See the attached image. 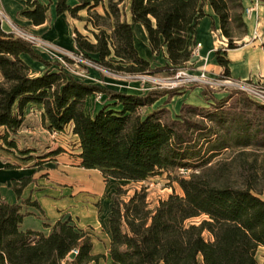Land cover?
<instances>
[{
    "label": "trees",
    "instance_id": "16d2710c",
    "mask_svg": "<svg viewBox=\"0 0 264 264\" xmlns=\"http://www.w3.org/2000/svg\"><path fill=\"white\" fill-rule=\"evenodd\" d=\"M25 1L30 9L23 16L36 26L44 24L49 6ZM77 1L72 6L69 0H57L56 12L76 17L88 11L86 20L94 39L77 32V48L84 59L106 70L133 75L152 70L135 44L133 24H140L151 53L165 50L163 70L176 74L192 58L198 25L207 16L206 4L219 19L227 50L236 48V38L246 33L242 0H109L103 14L94 11L101 0ZM127 4L132 23L126 18ZM222 52L226 53L216 51V59L229 77V61ZM22 55L45 65L46 72L32 77ZM0 72V127L6 130L0 139L8 149L17 148L11 136L22 127L27 107L41 106L50 132L73 126L80 141V167L101 171L105 181L122 183L115 190L108 221L110 264H259L257 253L264 247V163L245 165L243 181H230L227 165L214 161L229 149L243 153L254 147L264 149V118L232 113L226 105L232 97H210L208 87L203 95L212 100L210 109L184 104L180 114L172 117L167 101L144 113L176 91L129 94L79 80L57 62L47 61L28 41L6 32L1 23ZM97 94L106 96L108 104L92 114L87 101ZM248 100L264 112V104ZM156 175H167L183 195L174 193L154 208L145 187L125 198L124 185L144 183ZM29 182L25 178L14 183L19 197ZM26 216L21 203L0 202V264L100 260L91 234L72 219L56 222L45 234L23 230ZM202 216L207 218L199 224L190 222Z\"/></svg>",
    "mask_w": 264,
    "mask_h": 264
},
{
    "label": "crops",
    "instance_id": "0c3cea01",
    "mask_svg": "<svg viewBox=\"0 0 264 264\" xmlns=\"http://www.w3.org/2000/svg\"><path fill=\"white\" fill-rule=\"evenodd\" d=\"M37 1L49 6L47 21L39 26L21 16L30 9L25 0H0V6L4 7L12 20L25 26L29 32L42 35L63 49L77 48L75 39H70L69 28L62 26L64 20L68 18V13L58 15L56 12L57 0H51V3ZM242 4L246 33L236 38L238 40L236 48L229 50L224 48L227 46L225 43L227 39L221 33L218 17L209 4L205 5L207 16L201 20L196 33V41L202 44L200 55L192 57L188 62L189 65L196 64L198 72L206 70L213 77L224 72V68L216 59V51L220 48L227 53L229 76L232 79L264 78V0H242ZM247 8H253L250 16L245 14ZM126 18L132 23L129 4L126 5ZM133 30L136 47L143 45L145 53L142 57L149 61L148 56L153 54L145 28L140 24H133ZM64 35H67L65 39ZM162 54L166 58L165 50ZM22 59L30 67L32 77L41 76L47 70L45 65L27 55H22ZM93 97L95 98L92 96L88 100ZM105 99L106 96L103 95V100ZM42 115L41 106L31 104L27 107L22 127L17 135L11 136L17 145L16 149H8L0 139V202L23 205L27 213L22 225L23 230L48 234L56 222L69 218L84 231L88 227L94 230L101 228L110 248L108 221L112 201L106 203L99 211L95 207L97 205L94 202L95 193H91L97 189L96 196L101 201L104 200L105 193L100 182L106 181L101 171L80 167V141L73 133L72 125L55 135L46 128ZM5 133V128L0 127V137ZM70 141L73 144L70 145ZM21 151L30 153L21 155ZM25 178H29L30 182L19 197L14 190V183H20ZM107 201L110 202L108 199ZM260 250H264V247H260L258 252Z\"/></svg>",
    "mask_w": 264,
    "mask_h": 264
},
{
    "label": "rangeland",
    "instance_id": "374dc122",
    "mask_svg": "<svg viewBox=\"0 0 264 264\" xmlns=\"http://www.w3.org/2000/svg\"><path fill=\"white\" fill-rule=\"evenodd\" d=\"M43 3H51V0H41ZM102 2L99 3V5L96 7L94 11H97L98 13L103 14V8L108 5L109 0H101ZM69 3L72 6H75L78 4L77 0H70ZM27 5V3H26ZM28 6V5H27ZM29 7V6H28ZM0 11L3 12V14L7 17V19H3V17L0 15V22L2 24V27L9 31L8 33H16L17 30H21L24 32H28L32 35L37 36L43 41H46L53 45L54 47L65 50L70 52L74 57L75 60L70 59L67 60V65L71 69L70 72H81L83 73V78L79 77L77 74H75V77L77 79H82V81H85L87 83L97 84L101 85L106 88L115 89L121 92H126L129 94H139L144 95L151 91H176V95L173 96L168 100V97H164L160 99L154 106L151 108H148L144 110V113H150L151 111L158 109L159 107H162L166 104L167 101L169 103L166 105V108L169 109L172 117H175L180 114L181 108L184 104L193 105L197 107H203L210 109L212 105V100H208L209 96L215 97L216 99H224L229 96H231V100L226 104L229 111L232 113H243L245 115H248L249 117L259 116L260 118H264V112L258 110L252 102H249L248 95L236 91L234 89L229 88H209V96L203 95L204 87H200L197 84L190 83L189 82V76L188 75H181L179 78L178 71H185L188 74H198V67H196V64L189 65L188 63L179 69L176 74H172L169 71L163 70V68L167 65V59L164 57L162 52L158 55H151L148 56L150 64H151V71L145 73V74H137L133 75L124 71H118V70H106L101 67L96 66L93 63H90V61L83 58L80 50L78 48L72 47L70 50L63 49L59 47L56 44H53L49 41L48 38L43 37L39 34H34L29 32V30L25 26H21L18 23H16L14 20H12L6 10L3 6H0ZM22 17L23 14L21 15ZM89 16L88 11L82 10L78 13V16L73 17L68 14V18H66L63 22L64 28H69V36L70 39H75L77 32H80L83 36L88 37L89 39L93 40V35L89 31V29H92V26L90 23L86 20ZM74 21H73V20ZM2 20H4L2 22ZM242 35V34H241ZM137 39H139V35H137ZM240 36V35H239ZM67 37V35H64V39ZM238 40L235 41V44H237ZM225 43L228 46V40L225 41ZM224 47L225 49L227 48ZM137 49L139 51V54L144 57L145 49L142 44L140 46H137ZM220 49V48H219ZM36 51L39 52L42 56H44L46 59L52 60L51 55L49 52L44 48H36ZM222 56L227 55V53L222 52ZM117 66V65H115ZM126 66V65H124ZM69 69V70H70ZM213 77V76H211ZM223 77H226L224 75V72H222L221 75L215 76L213 78L222 79ZM230 77V76H229ZM261 78L257 79L260 80ZM264 80V78H262ZM257 80H250V81H257ZM201 88V89H200ZM248 101H246V100ZM108 104V100H97L96 97L91 98L87 101V110L88 112L95 114L98 112L104 105ZM263 104V103H262ZM69 144H73L71 141ZM247 153H243L241 149L234 148L225 150L220 156H218L214 163H217L218 165H227V168L229 169V178L230 181H243V177L241 176L244 173V166L246 165L247 168L251 167L255 164L256 161H258V165L264 163V149L261 148H251L246 150ZM102 188L104 189V200L98 199L96 196L97 189L92 191L91 193L94 196V202L97 203L95 206L96 209L101 211L104 207V205L107 203H111L115 190L122 185L121 182H117L114 180L109 181H101L100 182ZM141 187L147 188L148 193V200L150 202V205L152 208L156 207L161 200H166L170 195H173L176 193L177 195H183V192L181 188L176 183H171L169 179L167 178V175H156L155 177L151 178L150 180L140 183V184H133L128 183L123 186V189L128 192L127 196L125 198L130 197L134 194V191L136 189H141ZM110 200V202L107 201ZM206 216H202L200 218H196L194 220H191L190 222H193L195 224H199L201 221L206 219ZM87 232L91 234L94 241V253L96 255H100L101 258L98 262L92 263V264H110L109 260V242L104 235V232L100 229L94 230L91 227H88ZM208 237V234L205 235ZM257 260L259 264H264V250H260L257 253Z\"/></svg>",
    "mask_w": 264,
    "mask_h": 264
},
{
    "label": "built area",
    "instance_id": "2783aa9c",
    "mask_svg": "<svg viewBox=\"0 0 264 264\" xmlns=\"http://www.w3.org/2000/svg\"><path fill=\"white\" fill-rule=\"evenodd\" d=\"M253 12V8H247L245 10L246 15H251ZM0 15L3 17V19H7V17L3 14L2 11H0ZM4 20H2L3 22ZM1 23V22H0ZM2 25V24H1ZM15 36L20 37L26 41H28L33 48L36 50L37 47L46 49L49 54L51 55L52 62H57L63 69L71 76L75 77V74H77L79 77L83 78V73L81 72H70L71 69L67 65V60L70 59L75 60V57L68 51L60 50L50 43L41 40L35 35H32L28 32H24L21 30H17V34L13 33ZM202 48V44L198 43L197 41L192 46V57H198L200 55V50ZM91 63V62H90ZM97 66V65H96ZM99 67V66H98ZM70 69V70H69ZM179 78L181 75H188L189 76V82L199 85L200 87H208L211 89L214 88H229L234 89L236 91L243 92L247 94L251 99L263 103L264 104V80L260 79L257 81H250V80H235L231 77H223L222 79H217L211 77L206 70H201L198 72V74H188L185 71H178ZM76 78V77H75ZM82 80V79H79ZM97 100H101L103 98L102 94L95 95ZM54 134H58L57 132H54ZM182 174L188 173V171L181 170ZM76 254V252H74Z\"/></svg>",
    "mask_w": 264,
    "mask_h": 264
}]
</instances>
